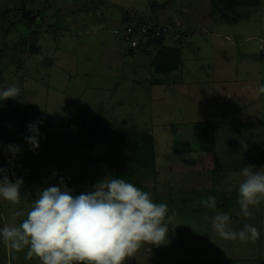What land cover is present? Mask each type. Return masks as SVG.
Segmentation results:
<instances>
[{
	"label": "rangeland",
	"instance_id": "374dc122",
	"mask_svg": "<svg viewBox=\"0 0 264 264\" xmlns=\"http://www.w3.org/2000/svg\"><path fill=\"white\" fill-rule=\"evenodd\" d=\"M137 22L163 23L167 45L182 50L177 72L157 74V54L130 51L115 36ZM13 84L20 95L0 101V168L23 185L19 205L0 199V228L26 218L13 212L26 213L36 193L61 178L74 195L119 178L94 176L90 166L105 169L96 159L111 145L88 130L125 121L154 137L156 176L143 184L175 213L168 242L141 247L125 264H264V202L244 217L231 175L264 166V0L227 10L211 0H0V88ZM36 121L34 152L24 137ZM208 121L217 128L214 153L200 152L194 134ZM10 143L22 151L12 156ZM208 196L215 210L201 205ZM216 212L227 213L234 230L254 225L260 238H220L211 227ZM26 251L0 240V264H39Z\"/></svg>",
	"mask_w": 264,
	"mask_h": 264
},
{
	"label": "clouds",
	"instance_id": "9594fccd",
	"mask_svg": "<svg viewBox=\"0 0 264 264\" xmlns=\"http://www.w3.org/2000/svg\"><path fill=\"white\" fill-rule=\"evenodd\" d=\"M20 91L15 84L0 88V101L15 99ZM259 92L264 93V85ZM40 123L29 124L30 135L24 137L34 152L39 148ZM6 150L12 156L22 151L11 143ZM231 175L238 180L241 213L251 217V209L264 202V169L245 165ZM0 176V199L19 205L23 180L9 179L4 168H0ZM200 203L213 210L217 206L214 196L202 197ZM13 216L26 218L0 228V240L17 252L27 249V260L35 256L39 264H125L141 247H159L168 242L166 221L170 222L175 213L169 216L166 203L154 202L149 192L133 183L105 177L79 195H74L61 178L59 186L39 190L26 213L18 209ZM210 220L212 229L224 240L247 243L260 238L258 229L251 224L234 230L227 213L216 212Z\"/></svg>",
	"mask_w": 264,
	"mask_h": 264
},
{
	"label": "trees",
	"instance_id": "16d2710c",
	"mask_svg": "<svg viewBox=\"0 0 264 264\" xmlns=\"http://www.w3.org/2000/svg\"><path fill=\"white\" fill-rule=\"evenodd\" d=\"M261 0H211V6L215 10H227L232 8H257ZM30 17V13H27ZM38 17H36L37 19ZM160 41L161 50L154 60V68L157 74H171L177 72L182 63V50L164 45ZM34 53L37 50L34 48ZM122 127L99 129L93 126L88 133L93 141L105 142L110 140L111 153L106 158L96 159L97 162L106 164L105 169L91 165L90 169L96 178L101 176H117L126 182L133 183L142 191L149 192L144 179L156 176V150L155 139L152 135L127 128V122H121ZM99 129V131H97ZM216 124L213 121L195 124L194 134L199 142V150L203 153L215 152Z\"/></svg>",
	"mask_w": 264,
	"mask_h": 264
},
{
	"label": "built area",
	"instance_id": "2783aa9c",
	"mask_svg": "<svg viewBox=\"0 0 264 264\" xmlns=\"http://www.w3.org/2000/svg\"><path fill=\"white\" fill-rule=\"evenodd\" d=\"M162 24L137 22L116 29L114 34L128 45L130 51L137 50L149 55L157 54L161 50L159 43L165 39L168 32Z\"/></svg>",
	"mask_w": 264,
	"mask_h": 264
},
{
	"label": "crops",
	"instance_id": "0c3cea01",
	"mask_svg": "<svg viewBox=\"0 0 264 264\" xmlns=\"http://www.w3.org/2000/svg\"><path fill=\"white\" fill-rule=\"evenodd\" d=\"M167 43H168V41H166V38H165L164 45H165V46H168ZM179 49H180V48H179ZM212 153H214V152H212Z\"/></svg>",
	"mask_w": 264,
	"mask_h": 264
},
{
	"label": "water",
	"instance_id": "95a60500",
	"mask_svg": "<svg viewBox=\"0 0 264 264\" xmlns=\"http://www.w3.org/2000/svg\"><path fill=\"white\" fill-rule=\"evenodd\" d=\"M261 169H264V167H262Z\"/></svg>",
	"mask_w": 264,
	"mask_h": 264
},
{
	"label": "flooded vegetation",
	"instance_id": "af4514ba",
	"mask_svg": "<svg viewBox=\"0 0 264 264\" xmlns=\"http://www.w3.org/2000/svg\"><path fill=\"white\" fill-rule=\"evenodd\" d=\"M264 167V166H263Z\"/></svg>",
	"mask_w": 264,
	"mask_h": 264
}]
</instances>
